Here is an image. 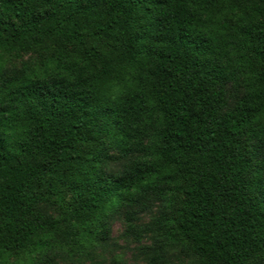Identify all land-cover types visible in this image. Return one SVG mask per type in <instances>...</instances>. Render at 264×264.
<instances>
[{
  "label": "trees",
  "instance_id": "trees-1",
  "mask_svg": "<svg viewBox=\"0 0 264 264\" xmlns=\"http://www.w3.org/2000/svg\"><path fill=\"white\" fill-rule=\"evenodd\" d=\"M12 53L38 61L0 57V264H57L154 201L173 216L124 214L145 264H264V0H0Z\"/></svg>",
  "mask_w": 264,
  "mask_h": 264
},
{
  "label": "rangeland",
  "instance_id": "rangeland-1",
  "mask_svg": "<svg viewBox=\"0 0 264 264\" xmlns=\"http://www.w3.org/2000/svg\"><path fill=\"white\" fill-rule=\"evenodd\" d=\"M7 70L19 68L23 63H34L38 61L36 53L24 54H0ZM229 100L233 103L237 94L230 86ZM126 160L110 163L107 167L117 175L122 170ZM46 212L52 213V210L44 208ZM127 211H136V220L134 225H147L153 221L163 217H172L174 208H168L162 203L154 201L145 205H138L132 208L119 209L109 216V236L104 242H96L91 249H75L70 256L57 260V264H145L147 257L143 254L144 249L153 243L152 235L143 236L137 240L127 231V222L124 214ZM27 254L12 256L7 264H28ZM169 264H198L197 260L192 256H186L179 249L170 250L168 252Z\"/></svg>",
  "mask_w": 264,
  "mask_h": 264
}]
</instances>
